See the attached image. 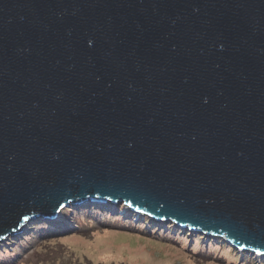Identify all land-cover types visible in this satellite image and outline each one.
<instances>
[{
  "label": "water",
  "instance_id": "obj_1",
  "mask_svg": "<svg viewBox=\"0 0 264 264\" xmlns=\"http://www.w3.org/2000/svg\"><path fill=\"white\" fill-rule=\"evenodd\" d=\"M88 203L264 257V0H0V245Z\"/></svg>",
  "mask_w": 264,
  "mask_h": 264
},
{
  "label": "rangeland",
  "instance_id": "obj_2",
  "mask_svg": "<svg viewBox=\"0 0 264 264\" xmlns=\"http://www.w3.org/2000/svg\"><path fill=\"white\" fill-rule=\"evenodd\" d=\"M103 206H109L110 210L115 208V210H112L115 212H110V215L105 213V216L103 212L96 211V208L91 205L88 209L92 210L88 211L87 215L85 214L87 217L81 216L76 222L75 219L65 216L66 227H56L57 231L61 229L59 236L55 233L47 234V231H44L46 229H42L46 227H43L41 223L36 225L38 227L36 234L39 233V230H42L43 233L39 236L32 233L36 239L27 249L21 250V252H12V256L7 255V253H0V264H35L38 261L37 253L39 252L42 256L40 251L44 249L41 246L50 240L51 243L47 247H53L57 251L54 252L55 256L63 254L62 259H59L60 262L64 259L63 264H240V260H242L241 255L243 253L235 251L224 240L214 241L212 238L201 234H193L182 229L176 231L162 226L155 228L147 223L142 227V231L146 232L145 234H153V238L126 232L121 233L111 228L118 226L117 229L128 230L123 229V227H131L137 224V215L131 213L127 218L129 219L127 222L126 219L123 220V205L116 207H112V205ZM103 209L109 210L104 207L99 208L100 211H103ZM115 214L117 215L115 216ZM25 229V232L21 234L23 236H27L35 230V226H26ZM142 231L138 233L144 235ZM80 232L91 233L81 234ZM21 235L17 236L15 240L21 239L23 237ZM15 240L14 243L1 244L0 252L5 247L7 250L9 247L14 248ZM14 256L18 259L13 258ZM205 257L207 259H204ZM255 259L262 260V263L264 260L263 257L259 258L257 256H255Z\"/></svg>",
  "mask_w": 264,
  "mask_h": 264
},
{
  "label": "trees",
  "instance_id": "obj_3",
  "mask_svg": "<svg viewBox=\"0 0 264 264\" xmlns=\"http://www.w3.org/2000/svg\"><path fill=\"white\" fill-rule=\"evenodd\" d=\"M88 205H93L95 208H96V211H98V212H103L104 214L103 215H105L106 216V214L105 213H109V215H110V212H112V210H104L103 209V211H100L99 210V208H102L103 207V205H98V204H85V205H82V206H78V207H71V208H69V209H65L63 212H62V214L60 215V219L58 220V219H55V220H53V221H47V220H43V219H38V220H35V221H32V223L31 224H27V226H35V230H33L30 234H28L27 236H23V235H21V236H23L21 239H19V240H15L16 239V237L17 236H15V237H9V239L8 240H6L4 243H2V245H5V244H7L8 242L9 243H14V240L16 241L15 242V246H14V248H8V250L6 249V247L0 252L1 254H5V253H7V255H10V256H12L13 255V253H17V252H21V250H25V249H27L29 246H30V244H32L33 243V241L36 239L35 237H34V234L35 235H37V236H39V235H41V233H43V232H41L42 230H39V233H37L36 234V231H37V229H38V227L36 226V225H38V224H40L41 223V225L43 226V227H46V228H42V229H46V230H44V231H47V234L48 233H55L56 235H60L59 233H60V231H61V229L59 230V231H57V228L56 227H61V224H67V221L65 220V216H67V217H71V219H75V222H76V220L79 218V217H81V216H86L87 215V212L88 211H91L92 209H88V207H90V206H88ZM97 206V207H96ZM112 207H114V206H112ZM116 207V206H115ZM81 212V213H80ZM83 212V213H82ZM117 212V211H116ZM132 212L131 211H128L127 213H125V214H123V220L124 219H126V221L127 220H129V219H127V218H129V216H130V214H131ZM86 214V215H85ZM117 214H115V216H116ZM87 217V216H86ZM107 217H108V215H107ZM111 218H112V216H111ZM131 219V218H130ZM128 222V221H127ZM136 222H137V224H134L133 226H131V227H123V229H128V230H121V229H117V228H119L118 226H114V228H111V229H116V230H118L119 232H121V233H123V232H126V233H131V234H136V235H140V236H142V237H150V238H153L152 237V235H149V234H145L146 232H143L142 231V227L143 226H145L147 223H150V225L151 226H153V227H155V228H158L159 226L161 227H165V228H168V229H174V230H176V231H178V230H180L181 231V229L179 228V227H177V226H175L174 224H167V223H165V222H158V221H155V220H152L151 218H149V217H139V218H137V220H136ZM79 226V225H78ZM78 226H76V228H78ZM150 226V227H151ZM39 227H40V225H39ZM63 228H65L64 226H63ZM74 228H75V226H74ZM105 228H108V227H105ZM82 229V228H81ZM139 229H141V230H139ZM153 229V228H152ZM183 230V229H182ZM54 231V232H53ZM139 231H142V233H144V235H142L141 233H138ZM186 231V230H185ZM135 232V233H134ZM150 233H152L151 231H149ZM183 232V231H182ZM188 232V231H187ZM32 233H34V234H32ZM81 234L82 233H84V234H90L91 232H80ZM193 234H195V233H193ZM193 234H191V235H193ZM43 235V234H42ZM146 235V236H145ZM57 236V237H58ZM18 237H19V235H18ZM55 239H58V238H55ZM212 239H214V241H218V240H222V239H219V238H212ZM49 243H51V240L49 241V242H47L46 244H43L41 247H42V249H44V250H41L40 252H42V256H41V254L38 252L37 253V262L35 263V264H63V261H64V259H63V261L62 262H60L59 261V259H62L61 257H63V254H57L56 256H55V253L54 252H57V251H55V249H53V247H47V246H49L50 244ZM1 246V245H0ZM50 248V249H49ZM9 250H11V251H9ZM234 250L235 251H238L237 249H235L234 248ZM13 252V253H12ZM241 253H243V255H241V257H242V260H240V264H241V261H242V264H264V260H263V263H262V260H260V261H258V259H255V255L254 254H251V253H247V252H241ZM247 254V255H246ZM49 256V257H45V256ZM250 255V256H249ZM16 256H14L13 258H15ZM198 257H199V255H198ZM244 257V258H243ZM259 258H262V257H259ZM18 258L16 257V260H17ZM204 259H207V257H205ZM263 259H264V257H263ZM223 261H225V260H223ZM261 262V263H260ZM223 263H225V262H223ZM231 264H234V263H231Z\"/></svg>",
  "mask_w": 264,
  "mask_h": 264
},
{
  "label": "bare ground",
  "instance_id": "obj_4",
  "mask_svg": "<svg viewBox=\"0 0 264 264\" xmlns=\"http://www.w3.org/2000/svg\"><path fill=\"white\" fill-rule=\"evenodd\" d=\"M89 204H92V203H89ZM98 205H100V204H98ZM75 207H78V206H75ZM105 209H109V206H106V207H108V208H106L105 206H103ZM110 210V209H109ZM112 210H115V208H113ZM118 211V210H117ZM112 212H115V211H112ZM61 226H64V227H66L64 224H61Z\"/></svg>",
  "mask_w": 264,
  "mask_h": 264
}]
</instances>
